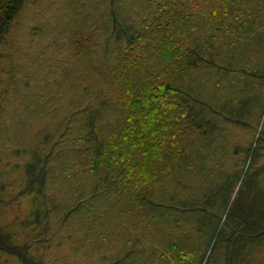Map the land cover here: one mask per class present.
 <instances>
[{"label":"trees","instance_id":"trees-1","mask_svg":"<svg viewBox=\"0 0 264 264\" xmlns=\"http://www.w3.org/2000/svg\"><path fill=\"white\" fill-rule=\"evenodd\" d=\"M21 1L0 0V45ZM95 5L103 12L87 15L70 34L57 31L68 35L74 66L84 70L65 117L33 126L32 136L27 127L13 130L9 122L21 106L12 109L14 91L0 87V160L9 146L32 150L23 160L26 186L54 202L52 212L62 207L53 176L73 186L68 212L90 208V220L99 217L101 201L123 211L118 199L129 194L137 212L135 220L131 212L117 215L123 230L115 236L126 243L114 264H241L264 243V162H258L264 122L257 111L264 113V61L252 63L264 32V0H91L80 7ZM65 55L53 53V73H36L42 87L33 90L27 80L20 89L42 102L51 92L58 96L51 82L60 88L65 76L79 73L65 65ZM2 74L11 72L0 67V82ZM229 86L239 89L233 99L222 95ZM228 126L256 132L238 140ZM148 218L152 227L158 221L174 229L161 239L171 251L129 244L137 242L131 221ZM4 245L31 264L18 244Z\"/></svg>","mask_w":264,"mask_h":264},{"label":"rangeland","instance_id":"rangeland-1","mask_svg":"<svg viewBox=\"0 0 264 264\" xmlns=\"http://www.w3.org/2000/svg\"><path fill=\"white\" fill-rule=\"evenodd\" d=\"M87 1L90 3L91 0H76L75 5L70 0L21 1L13 18L11 34L0 45V54L4 56L3 59L9 56L5 61L2 59L0 67L8 68L11 72L8 77L5 74L1 75L4 83L2 79L0 87L9 85L14 91L15 102L11 105L12 109L21 106L18 110V117L12 118L13 122H9L13 130L17 126L27 127L28 130H25L28 136H32L33 126L36 128L45 122L48 126L49 120H56L57 117L62 119L69 109H73L71 106L76 100L75 95L78 96L83 86L84 70L74 66L76 63L73 59L75 49L69 42L68 35L57 34V31L64 30L70 34L78 24L86 20L87 15L95 16L94 13L98 15L101 10L103 12L104 8L99 9L98 5L87 10L80 7L81 3ZM218 8L219 6L217 10ZM40 26H44L43 32H40ZM53 53L61 54L63 57L66 54L70 63H65V65L71 69L73 75L78 71L79 73L71 78L65 76V84L60 88L51 82L52 90L58 89V96L51 92L45 96L43 102L42 100L37 101L34 92L32 94L28 90L25 92L24 89H20V84L32 80L31 89L37 90L38 87H42L43 84L38 83L39 74L37 76L36 73H53L51 68L54 65L53 61H58L56 56H52ZM263 53L264 32L254 45L252 63L261 66L264 61ZM80 74L82 80L79 77ZM79 81L82 83H78ZM81 84L82 86L79 87ZM217 89L218 86L212 89L213 93ZM238 90L229 86L227 90L222 91L224 92L222 95L233 99V95L237 94ZM213 95L217 96V94ZM235 100L238 101V98ZM45 106L52 110L44 109ZM257 111H259L258 119L261 115L262 124L264 122L263 110L259 108ZM47 118L48 121H46ZM247 118L250 119L249 116ZM261 124L257 131L262 130ZM254 131L256 132L251 127L228 126L229 137L238 140H240L238 137L252 136ZM31 152L23 149L21 153V150L17 151L9 146L4 150L5 158L0 160V264H26L16 257L15 253L7 252L8 246L4 245L7 242L18 244L23 248L28 256L32 257L29 261L31 264H39L38 262H41L40 264H114V261L124 254L121 249L126 243L115 236L118 231L123 230L116 224L117 215L121 212H131L135 220L134 212H137L129 199V194L127 197L122 196L118 199V204L120 203L119 206L123 211H120L115 203V205L111 202L104 204L101 201L98 203L99 210H96V215L99 217L90 220L87 215L92 210L90 208L83 206L79 212L73 214L68 212V204L75 200L72 192L73 186L63 182L62 178L54 180L55 176H53L48 179L51 187L57 191L56 197L62 207L52 212L53 208L50 203L54 202L45 203V200L36 198L34 192L26 186L27 175L23 160L28 161ZM258 154L260 155L258 162H264V151L262 150L261 154L258 151ZM145 212L149 214L155 210ZM67 215L68 219L62 222ZM150 218L141 219L140 222L131 221L129 228L136 233L137 242L128 241V243L130 242L129 244L135 248L143 245L150 247L149 249L160 246L167 252L171 251L161 239L163 234L174 235V229L159 226L158 221V224L152 227L149 224L152 222ZM177 231L180 232V229L178 228ZM210 251L211 249L207 255ZM247 254V259L241 264H264V243L252 246ZM182 255L186 256V253L182 252ZM135 261L138 262V259ZM219 264H224V260Z\"/></svg>","mask_w":264,"mask_h":264}]
</instances>
